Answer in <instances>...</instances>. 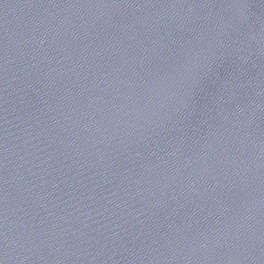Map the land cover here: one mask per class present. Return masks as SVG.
I'll return each instance as SVG.
<instances>
[{
  "label": "water",
  "instance_id": "1",
  "mask_svg": "<svg viewBox=\"0 0 264 264\" xmlns=\"http://www.w3.org/2000/svg\"><path fill=\"white\" fill-rule=\"evenodd\" d=\"M0 264H264V0H0Z\"/></svg>",
  "mask_w": 264,
  "mask_h": 264
}]
</instances>
